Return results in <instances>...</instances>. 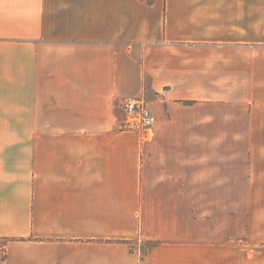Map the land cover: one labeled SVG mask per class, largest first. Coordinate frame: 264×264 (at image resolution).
Returning a JSON list of instances; mask_svg holds the SVG:
<instances>
[{"label":"crops","instance_id":"obj_1","mask_svg":"<svg viewBox=\"0 0 264 264\" xmlns=\"http://www.w3.org/2000/svg\"><path fill=\"white\" fill-rule=\"evenodd\" d=\"M0 264H264V0H0Z\"/></svg>","mask_w":264,"mask_h":264},{"label":"built area","instance_id":"obj_2","mask_svg":"<svg viewBox=\"0 0 264 264\" xmlns=\"http://www.w3.org/2000/svg\"><path fill=\"white\" fill-rule=\"evenodd\" d=\"M120 105L127 115V129L147 132L153 127L155 116L144 97H124L120 100Z\"/></svg>","mask_w":264,"mask_h":264}]
</instances>
